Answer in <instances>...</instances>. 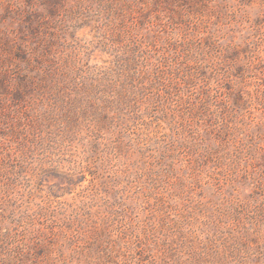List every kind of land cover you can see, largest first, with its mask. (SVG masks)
<instances>
[{
    "label": "rangeland",
    "instance_id": "374dc122",
    "mask_svg": "<svg viewBox=\"0 0 264 264\" xmlns=\"http://www.w3.org/2000/svg\"><path fill=\"white\" fill-rule=\"evenodd\" d=\"M0 264H264V0H0Z\"/></svg>",
    "mask_w": 264,
    "mask_h": 264
}]
</instances>
